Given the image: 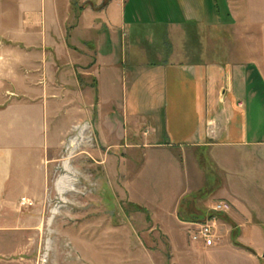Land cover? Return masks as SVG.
I'll return each mask as SVG.
<instances>
[{
	"label": "crops",
	"instance_id": "0c3cea01",
	"mask_svg": "<svg viewBox=\"0 0 264 264\" xmlns=\"http://www.w3.org/2000/svg\"><path fill=\"white\" fill-rule=\"evenodd\" d=\"M14 1L8 14L17 25L0 20V215L41 189L55 105L70 112L75 96L86 102L88 92L98 134L105 142L108 135L132 139L127 157H141L136 169L144 159H166L190 176L191 190L158 220L127 185L132 205L168 239L169 228H183V203L214 192L201 186L202 171L211 173L205 167L222 169L218 193L236 199L230 159L263 171L264 39L256 7L245 0Z\"/></svg>",
	"mask_w": 264,
	"mask_h": 264
},
{
	"label": "rangeland",
	"instance_id": "374dc122",
	"mask_svg": "<svg viewBox=\"0 0 264 264\" xmlns=\"http://www.w3.org/2000/svg\"><path fill=\"white\" fill-rule=\"evenodd\" d=\"M245 1L261 14L264 39V0ZM15 7L14 0H0V14L8 15H0V20L16 26ZM250 17L255 16L252 13ZM5 24L0 22V28L4 29ZM82 97L75 96L70 112H64L61 103L55 105L53 126L48 128L49 148L41 164L44 182L35 198H24L23 204L22 198L0 215V264H264V168L261 175L256 173L254 161L230 159L236 199L218 193L225 185L222 169L205 167L211 173L208 179L202 171L201 186L214 192L204 199L198 196L183 203L180 214L185 222L179 219L183 228H169L170 234L177 237L168 239L149 214L132 205L127 185L132 196L158 220L165 218L180 192L191 190L190 176L180 171L175 161L166 159L150 163L144 159L136 169L141 157L133 161L131 151L127 157L132 139L119 135L112 141L108 135L107 142L102 140L96 130L98 112L93 94L87 93L86 102ZM118 97L120 102L124 100V91H118ZM138 97L146 103V95ZM102 119L107 129L109 121L104 111ZM120 124L116 129L120 130ZM82 126L88 128L85 140L69 161L75 176L74 189L61 199L55 183L65 173L62 163L69 142ZM117 139L119 142H115ZM236 173L238 176H234ZM220 200L230 203L231 211L217 219L215 247L204 249L190 241L185 223L200 218L202 212L208 214ZM55 208L57 212L52 216Z\"/></svg>",
	"mask_w": 264,
	"mask_h": 264
},
{
	"label": "built area",
	"instance_id": "2783aa9c",
	"mask_svg": "<svg viewBox=\"0 0 264 264\" xmlns=\"http://www.w3.org/2000/svg\"><path fill=\"white\" fill-rule=\"evenodd\" d=\"M21 203H25L23 199ZM231 211V205L226 201H218L214 203L210 211L213 214H228ZM217 217L205 219L203 222H187L189 228V239L191 242L199 244L204 249L215 247L218 240V223Z\"/></svg>",
	"mask_w": 264,
	"mask_h": 264
},
{
	"label": "bare ground",
	"instance_id": "6f19581e",
	"mask_svg": "<svg viewBox=\"0 0 264 264\" xmlns=\"http://www.w3.org/2000/svg\"><path fill=\"white\" fill-rule=\"evenodd\" d=\"M78 129V135L71 139L68 145V154L66 156V159L62 163V168L64 170V174L60 175L55 183V189L57 191V194L62 198V196L70 191H72L73 183L75 181L74 173L72 172L71 166H70V158L76 151V149L79 147V145L85 140V134L87 132V127L82 126ZM57 212V208L53 209L51 211L52 216ZM51 221V218L50 220Z\"/></svg>",
	"mask_w": 264,
	"mask_h": 264
},
{
	"label": "trees",
	"instance_id": "16d2710c",
	"mask_svg": "<svg viewBox=\"0 0 264 264\" xmlns=\"http://www.w3.org/2000/svg\"><path fill=\"white\" fill-rule=\"evenodd\" d=\"M207 212L205 211V213L204 212H202L200 215H201V217L200 218H196V217H193L192 218V220H190V221H187V222H203L205 219H207V218H211V217H217V218H221L222 217V215H220V214H213V213H211V212H209L208 214H206ZM196 218V219H195ZM180 219H181V221H184L183 220V218L181 217V215H180ZM185 222V221H184Z\"/></svg>",
	"mask_w": 264,
	"mask_h": 264
}]
</instances>
